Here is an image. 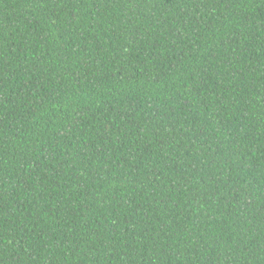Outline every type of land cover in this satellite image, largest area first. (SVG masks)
Listing matches in <instances>:
<instances>
[{"label":"trees","instance_id":"trees-1","mask_svg":"<svg viewBox=\"0 0 264 264\" xmlns=\"http://www.w3.org/2000/svg\"><path fill=\"white\" fill-rule=\"evenodd\" d=\"M0 264H264V0H0Z\"/></svg>","mask_w":264,"mask_h":264}]
</instances>
